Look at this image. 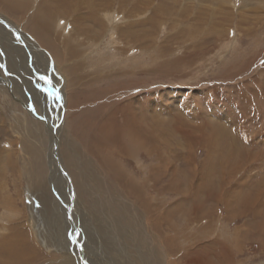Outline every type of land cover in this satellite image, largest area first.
<instances>
[{
    "label": "rangeland",
    "instance_id": "1",
    "mask_svg": "<svg viewBox=\"0 0 264 264\" xmlns=\"http://www.w3.org/2000/svg\"><path fill=\"white\" fill-rule=\"evenodd\" d=\"M78 3L66 5L74 7L76 15L66 14L53 1L47 6L53 24L61 18L60 25L66 27L55 35L75 40L74 46L63 51L61 44L51 45L63 52L57 58L41 43L40 38H48L32 19L42 18L44 10L37 16V7H32V16L0 1V20L13 28L0 24L13 36L15 49L14 57L6 46L7 35L0 52L4 76L0 85L8 91L0 93V150L7 160L0 165V241L24 221L23 230L37 234L36 245L45 260L63 261L62 250H73L67 237L84 245L72 257L79 264H116L121 259L137 264L111 218L114 211L107 207L120 200V223L133 227L137 238L147 241L153 237L143 220H150L152 234L158 233L159 240L169 237L176 242L178 248L165 245L164 253L169 258L175 255L177 264H264V0H90L83 8ZM88 6L93 10H86ZM17 31L32 41H17ZM0 32L4 34L1 28ZM15 42L26 51L33 42L34 50L44 56L37 60L39 66L33 62L36 56L20 57L22 51ZM75 78L80 82L71 93L69 83ZM18 83L25 85L23 91L41 85L38 89L43 94L38 98L46 107L50 100L53 104L43 114L48 124L40 123L44 116L32 122L34 112L22 103ZM62 85L66 111L70 110L66 118L61 101L52 95ZM13 87L14 110L11 99L6 102ZM54 103L61 108L60 116ZM64 118L59 175L50 178L52 141L44 126L52 130L54 124L59 130ZM126 126L143 140L133 149ZM103 135L113 136L105 141ZM58 140L54 142L60 146ZM115 141L131 148L134 157L125 158ZM96 144L118 146L109 153L114 167L92 153ZM139 144L144 145L143 151H136ZM74 148L81 155L75 157ZM83 160L92 165L85 184L99 183L101 188L91 187L99 196L91 202L75 186L77 204L73 187L66 192L67 200L63 193L75 185L70 173L76 169L70 166ZM156 165L161 170L159 182H153L150 174ZM141 169H147L151 188L144 192L140 185L129 198L124 197L128 193L125 180L118 177L131 173L142 179ZM75 178L81 180L78 173ZM148 193L150 199L145 196ZM44 197L69 205L67 223L61 220V205H52V217L59 226L55 235L44 220L43 211L50 206ZM11 200L15 213L8 207ZM31 207L39 223L36 228L30 224ZM95 207L109 211L99 214L100 208ZM169 238L167 244L172 242ZM47 241L52 242L50 249ZM3 246L15 248V243ZM142 254L147 257L145 249ZM150 255L152 264H160L158 250ZM40 263L42 258L35 257V264Z\"/></svg>",
    "mask_w": 264,
    "mask_h": 264
},
{
    "label": "bare ground",
    "instance_id": "2",
    "mask_svg": "<svg viewBox=\"0 0 264 264\" xmlns=\"http://www.w3.org/2000/svg\"><path fill=\"white\" fill-rule=\"evenodd\" d=\"M0 1H3V3L5 1L6 2V7L7 6L8 7L11 6L12 8L15 7V8L21 9L22 12H26L27 14L29 13L32 16L34 14V11H33V8L34 7H37V9H38L37 16L40 13H42L43 10H44V13L42 14V18L33 17L32 19H33L34 22H37V23H40L41 24V28H42L44 34L46 35V37L48 38V41L45 40V39H43V38H40L41 43L43 45L46 44L47 45L46 47L49 50H51V53L53 55H55L57 58H60L62 56L63 52L57 51L56 49H51V45H53L54 43H59V44L62 45V51H63V50H65L66 47L67 48H70V44L74 46V44H75L74 41L75 40L70 35H67V33H65L67 35V37H64V38L62 37L63 34L60 37H57L55 35V33H57L56 30H59L60 28H64L65 29L66 27H62L60 25V23L63 21V19H61V18H58V20L56 21V26H55V24H53V21H52V18L53 17L51 16L50 13L47 12V6H48L49 2L50 1H53L58 6L61 4L62 5V8H63V11L66 14H71L72 13L73 15H76V12H73L74 11L73 10L74 7H72V9H70V8H67L66 5L68 7H71L73 5V3L79 2L78 3V6L83 8L86 5V3L89 2L90 0H35L34 3H32V5H31V0H0ZM105 2H106V0H105ZM99 4L100 3H98V5ZM107 5H109V4H106L105 5L106 7H103V8L104 9H107L108 8ZM92 6L95 7V5H93V4H92ZM92 6H88L86 8V10H88V9L93 10V7ZM30 7L31 8L33 7V8L30 9ZM2 8H5V7L2 6ZM29 9H30V11H29ZM58 10H60L59 7H58ZM156 11H157V13H159V8L158 7H157ZM94 17H95V15H94ZM34 18H36V19H34ZM0 23H2L4 26H6L10 30H12V28H13L12 25H11V23H9L5 19L0 20ZM117 23L118 22H115V25ZM4 26H2L0 24V28H1L2 32L4 33V34H2L0 32V52L2 51V48H1L2 41L4 40V38H7V35H9L5 31V29L3 28ZM9 36H10V41H9L8 45H6V46H8L11 49L10 53H11V55H13L15 57V49L13 47L14 46V43L12 44V41L14 40V38H13V36L11 34ZM16 36H17V41H19V42H26L27 43V42H31L32 41L26 35L21 34L19 31H17ZM23 37H24V40H21V38H23ZM15 47L18 48V49H20L22 51V53L19 55L20 57H23L24 56L26 58H32L33 59L36 56L37 59L35 58V60L33 62L38 63L37 60L39 61V60H41L44 57V56H41L40 55L41 53H39V52H37V51L34 50L35 49V44H33V42H32V45L30 46V48L28 49V51H26L25 46H20L16 42H15ZM69 52H70V55H77V52L76 51H72V52L69 51ZM37 65L39 66V63ZM55 69L57 70L56 65H55ZM59 75L62 77L61 74H59ZM3 78H4L3 74L0 73V84L2 83ZM25 80H26V78H24V81ZM79 80L80 79H78V78L76 79L75 78V79H72L71 82L69 83V89H70L71 93L73 92L74 87H78L77 85L80 82ZM30 84H31V82H30ZM63 84H64V80H63ZM39 86H41V85H38L36 89H31V88H28L27 87V90L23 91V89L26 88L25 85L20 86V83H18L16 85V89L19 91L18 93H19V97L21 98L22 103H24L26 106L28 105V110L34 112L33 116L30 115L31 118H32L31 119L32 122L37 121V120L40 119V117L44 116L45 117V121L44 120H40L41 122L39 121L40 123H42L44 125V124H48L49 123L48 117L45 116V115H43V114H44V112H47L46 110H48L50 107L53 106V104L51 103V100L49 99V98H52V96H51V94L49 95V98L48 99L50 100V103H48V105L46 107V105H44V103L38 98L39 96H42V94H43V91L41 89H38V88H40ZM62 88H63V90H62ZM12 89H13L12 96L9 94L8 95L9 97H8V99H7L6 102H9V99H11L12 104L14 106V108L13 107H11V108L14 110L15 109V91H14L15 87H13ZM65 90H66L65 85L64 86L62 85V87H61V91L62 92L60 91V88H56V89L52 90V93H53L52 95H53V98H54L55 93H59V100L58 101L59 102L61 101V104L63 105L62 112H64V114H65L64 116L66 118V114L70 110L68 109V111H66L67 110L66 109L67 107H65V106L67 104V100L65 99ZM6 91H7V89H5L2 85H0V93L7 94ZM22 97H24L23 100H22ZM42 100L45 102V98L44 97L42 98ZM18 101L21 102L20 100H18ZM56 102H57V100H56ZM63 103H65V105ZM54 104H56V108H58V114L60 116V114H61V108L59 107L58 103H54ZM59 116L57 115V120L54 121L55 123H58L59 122ZM65 118H64V121L61 122L62 125H61V127H60L59 130H56L55 131V129H54L55 125L54 124L52 125V130L49 127V125L47 127L44 126L45 129L48 131V136L51 139L50 141H52V147L50 149V156H49V164H50V172H49V175H50V178H51V176L53 174L54 175H59L60 159L62 157L61 154H60V150H61L60 148H61V146H63V144H62V142H63V140H62L63 139V136L61 138V135L60 134L62 133L61 130H62L63 126H65ZM124 132L126 133L127 140H128L129 145H130V147L132 149L135 148L134 145H137V142L143 141V140L140 139V137H139L140 134H138V132L137 133L135 132L136 134L131 132L129 126H126V129L124 130ZM142 133H143V131H142ZM55 135H57V136H55ZM112 136L113 135H103L105 141L108 140V139H112ZM148 136H150V135H148ZM59 137H60V139H59ZM54 140H58L61 143V145L60 146L57 145L54 142ZM117 142L118 141H115V143H117ZM113 143L114 142H112V144ZM107 144L103 145L104 147L103 146H99V145L96 144L94 146L95 148H94V151H92V153L95 156H101L103 158V161L102 162L104 164H106L107 166L114 167V164H112L111 160H109L111 158V154H109V153L111 151L117 150L116 148L118 146L115 148V147H112V146L109 145V148H106ZM109 144H110V142H109ZM117 144L119 145V143H117ZM120 146H122V148H123V151L122 152L125 154V158L130 157V156H133L134 157V154L132 153V149L131 148H129L127 146H124V145H119V147ZM143 148H144V145L143 144H139L138 149L136 151H138V150L140 151ZM2 151L0 150V165L5 166L6 163H7V160L3 156ZM72 153L74 154V156L75 155H81V151L78 148H74L72 150ZM67 155L71 158V155L69 153H67ZM112 160H113V158H112ZM76 165L82 166L83 168H80L78 170ZM76 165H71L70 166V168L76 169V171H73L72 174L70 173L72 183H73V179H74L75 185L69 186L67 188V190L64 191L63 196H66V192L67 191L70 193L72 187L75 190V186H76V189L79 190V191H81L82 193H84L86 195V197L88 198L89 201L95 202L96 197H99V196L98 195H95V192L96 191L94 192L91 187H97V188L100 189L101 188L100 184L99 183H97V184L96 183H88V186L85 184L86 183L85 181L88 180L89 177L91 176V173L90 172L92 171V165H89V163L86 162V160H83L81 162V164L79 162H76ZM88 166H90V167H88ZM139 167H138V169H139ZM159 167H160L159 165H156V166H154L151 169L150 174L153 177V182L154 181H158L157 179L160 177L161 170L159 169ZM146 170L147 169H141V170H139L140 173L144 176L142 179H141V177L138 178L136 176L137 175L136 173H135L136 174L135 177H133L134 174H131V173H130L129 177H127V178H125V177H118V181L119 180H125L124 181V184L126 186V189H127L128 193L127 192H124L125 193L124 194L125 195L124 197L129 198V195L130 194L131 195L134 194L137 191V189L139 188L140 185H141V188L140 189L143 190L144 192H145V190H148L149 188H151L150 187L151 184H152L151 183V179L149 177H147ZM75 173H78L79 176H81V180L75 178ZM114 173H117V172L114 171ZM0 174H2V173L0 172ZM135 178H137V179H135ZM87 187H90V189L88 190ZM102 189H103V187H102ZM96 190L98 191V189H96ZM75 192H76V190H75ZM99 192H100V190L97 193H99ZM108 192H109V190H108ZM101 193L105 197L108 196L107 195V191L104 190V189H103V191ZM3 194H6V192H3ZM149 194L150 193L146 194L145 196L150 199ZM7 196H9V195H7ZM76 197H77V202L76 203L79 204V195L77 194V192H76ZM251 197H249V198H251ZM63 199L64 200H67V196L66 197H63ZM44 200H45V202L47 204H50V206L48 208H46L45 210H44V206L41 204V210H44L43 211L44 220L49 223V226L51 228V231L55 235V233L58 232V230H59V226H58V224H56V221L52 217V212H51L52 211V205L57 204V207L59 206V204L61 205L60 206V210L63 212V215L61 216V220L63 219L65 221V223H67V218L65 216V213H67L66 211L68 210V206L69 205L68 204H61V201L58 203L57 201H55V199L49 201L47 198L44 197ZM121 203L122 202L120 200H113L112 203H110L107 207H110V209H112L114 211L113 216H111L112 214L110 216L113 219V221L115 223V226H116L118 232L120 233V235L122 236V238L124 240V244L126 246V249L128 250L129 254L136 260V263L137 264H152L154 262V259H153V257H151L150 252L151 251H154V250H158L159 251L158 258H159L160 264H177L175 262V261H177V257L175 255H173V258H171V257L169 258L168 256L170 254L167 256L164 253L165 252L164 250L166 249V248H164L165 245L167 247H172V248H176L177 247L178 248V246L176 245V242H173V240L171 238H169V237H165L162 241L159 240L157 238V236L159 235L158 233L156 234L154 232L155 234L154 233L152 234L150 220L149 221H148V219L147 220H143L144 223H145V225H146L147 234H149V232H151V236L153 237V239H148L147 241L146 240L141 241L140 239H138L137 238V232L133 230V227H131L129 225L124 226V225H122L120 223V218H118V217H119V214H122L121 211L123 210V208L120 205ZM14 206H15L14 200H11V204H9L8 207H9V210H11L13 213H15V207ZM98 208H100V207H97V209ZM34 209L35 208H33V211H34ZM95 209H96V207H95ZM31 211H32V207L30 209V213H31ZM97 211H98L97 213L103 214V212L105 210L103 208H100ZM108 211L109 210H107L105 212H108ZM248 213H249V211H248ZM30 219H31V223L30 224H31L32 228H34V227L36 228L39 223H37L36 221H34V213L33 212L30 214ZM75 219H81V218L79 217V218H75ZM24 226L26 227V223H24V221H23L22 223L18 224L17 227H15V230H13L8 237H6V238H4V239H2L0 241V264H35V257H41L42 258V264H79L78 262H76L77 260L75 261L72 257L78 255L77 253L80 252L81 250H83V248H84V245L83 244H81L80 242L75 243L73 241H69L67 239V237H65V241L67 242L68 245L69 244L72 245L73 250H70L69 251L68 250V247H66L65 249L62 250L64 252L65 256H66L63 259V261H60V260L59 261H56V260H53L51 258H48V260H45L43 258V255H44L43 252L36 245L37 244L36 241H38L37 234L34 232L33 235L32 234L30 235L29 231H24L23 230V227ZM6 229L9 231V227L6 228ZM42 235L45 237V234L44 233H42ZM166 238L171 239L172 242L170 241L171 243H168L167 244ZM249 240H251V239H249ZM3 243H7V244H9L11 246L13 245V243H15V248L14 247L5 248L3 246ZM46 243H47V248L50 249L49 247H52V242H48L47 241ZM110 244L111 245H114L112 243H110ZM152 244H154L156 246H158V245H160V246H158L157 249H156V248H153ZM142 249H145L147 251V257L146 258L142 254ZM74 252L76 253V255L74 254ZM166 254H167V252H166ZM115 263L116 264H125L123 259L118 260V261H115Z\"/></svg>",
    "mask_w": 264,
    "mask_h": 264
},
{
    "label": "snow or ice",
    "instance_id": "3",
    "mask_svg": "<svg viewBox=\"0 0 264 264\" xmlns=\"http://www.w3.org/2000/svg\"><path fill=\"white\" fill-rule=\"evenodd\" d=\"M41 79H45L44 77H41ZM49 83H50V81H49ZM54 99H59V96L57 95V96H54Z\"/></svg>",
    "mask_w": 264,
    "mask_h": 264
}]
</instances>
